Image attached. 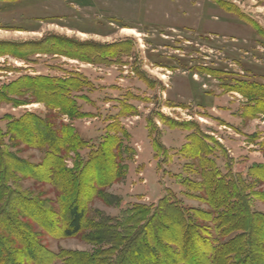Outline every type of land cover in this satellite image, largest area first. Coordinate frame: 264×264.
<instances>
[{"label":"rangeland","instance_id":"rangeland-1","mask_svg":"<svg viewBox=\"0 0 264 264\" xmlns=\"http://www.w3.org/2000/svg\"><path fill=\"white\" fill-rule=\"evenodd\" d=\"M86 44L103 47L95 64L73 59L86 57L76 50ZM75 74L89 81L81 92L70 87L78 118L16 83ZM245 84L255 96L264 91V0H0V92L11 101L0 104V130L28 114L56 130L72 127L86 146L63 154L70 170L106 149L108 168L93 163L83 173L101 185L81 201L92 223L126 222L137 231L139 207L150 213L167 199L213 233L207 219L215 213L202 189L211 163L214 177L244 182L253 211L264 215V115L236 91ZM5 144L18 159L42 162V151L9 138ZM17 178L12 187L57 211L52 186ZM20 221L49 253L99 249L85 236L56 238L22 212Z\"/></svg>","mask_w":264,"mask_h":264},{"label":"trees","instance_id":"trees-1","mask_svg":"<svg viewBox=\"0 0 264 264\" xmlns=\"http://www.w3.org/2000/svg\"><path fill=\"white\" fill-rule=\"evenodd\" d=\"M76 50L86 57L74 56L73 59L91 64H95L104 52L103 47L93 45H81ZM16 83L21 86L18 90L32 92L36 100L45 102L49 109L76 118L81 114L70 97L73 91L70 87L81 92L89 86V81L79 74L66 80L28 76ZM251 89V85L245 84L236 91L243 93L252 103L254 113L264 115V91L255 96ZM6 94L0 92V104L11 102ZM60 127L56 130L45 118L28 114L11 122L6 133L0 130V228L10 233L6 236L0 232V264H27L21 261L22 257L31 259L33 264H50L56 259L63 260L64 264H264V215L253 211L250 204L252 194H247L246 184L236 179L228 183L214 177L212 163L204 168L202 189L206 202L215 213L214 216L209 213V219L205 217L214 226L213 233L209 232L208 226L194 223L191 215L167 199H162L150 213L146 212V206L139 207L135 221L139 220L137 231L126 222L112 224L108 219L100 223L90 222L86 205H81V201L92 192L91 198H95L97 185H101L96 179L86 182L83 173L93 163L101 165V172L108 168L105 166L106 149L99 155L98 152L92 155L82 164L83 168L70 170L65 166L63 154L77 152L86 143L72 127ZM6 138L44 152L42 162L32 165L18 159L5 144ZM201 153L207 155L208 151L201 149ZM260 170L264 174V166ZM17 175L52 186L57 211L45 209L46 204L12 187L13 183L21 181ZM21 212L56 238L85 236L99 249L92 254L49 253L31 233H27L26 225L20 221ZM15 241L23 250L14 246ZM104 245L107 247L102 249Z\"/></svg>","mask_w":264,"mask_h":264},{"label":"bare ground","instance_id":"bare-ground-1","mask_svg":"<svg viewBox=\"0 0 264 264\" xmlns=\"http://www.w3.org/2000/svg\"><path fill=\"white\" fill-rule=\"evenodd\" d=\"M123 32L134 34V32L132 30H124Z\"/></svg>","mask_w":264,"mask_h":264}]
</instances>
